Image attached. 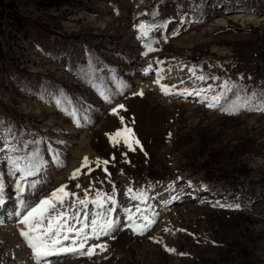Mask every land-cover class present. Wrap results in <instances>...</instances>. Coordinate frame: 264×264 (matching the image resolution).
I'll return each mask as SVG.
<instances>
[{
  "label": "rangeland",
  "instance_id": "obj_1",
  "mask_svg": "<svg viewBox=\"0 0 264 264\" xmlns=\"http://www.w3.org/2000/svg\"><path fill=\"white\" fill-rule=\"evenodd\" d=\"M6 2L31 24L0 37V264H36L21 202L33 206L62 185L113 198L116 227L82 251L106 250L48 264H264V111L249 110L264 103V0ZM93 55L111 96L87 75ZM227 81L239 84L237 112ZM24 126L46 164L35 191L18 192L8 171Z\"/></svg>",
  "mask_w": 264,
  "mask_h": 264
},
{
  "label": "snow or ice",
  "instance_id": "obj_2",
  "mask_svg": "<svg viewBox=\"0 0 264 264\" xmlns=\"http://www.w3.org/2000/svg\"><path fill=\"white\" fill-rule=\"evenodd\" d=\"M197 78L200 80L206 79L204 76ZM228 87L229 85L226 82L225 88L227 89ZM163 90L165 94L169 93L168 89ZM140 94L142 95V93ZM220 99L221 97H214L213 103ZM57 103L59 104L60 101L58 100ZM119 107L123 108L124 106L120 105ZM249 110L264 111V103H261L258 109L252 108ZM116 111V109H113V114ZM121 122L123 123L122 117ZM131 132L132 130L130 128H125L118 130L115 134L108 135L110 140H112L116 137L123 136L124 133ZM116 142L118 143L119 141ZM124 143L129 150H135L132 144L128 142L127 137H125ZM135 143L139 144V141L136 140ZM88 163V159L85 158L82 167H86ZM103 163L106 166L109 162L104 161ZM96 165L97 167L100 166L99 160L96 161ZM104 170L107 171V168L105 167ZM21 171H23L25 176L32 174L30 169H22ZM80 171L78 169L74 172L72 178L75 179ZM77 187H80V185H77ZM66 188L67 185H62L59 189L53 191L49 197L40 200L33 206L24 207L21 202V207L24 208V215L19 222L25 226V230L21 231V235L32 249L36 264H48L49 257L59 256L61 254L91 256L96 247H100L101 250H106L104 245H92L87 252L82 251L88 240H99L101 236L111 235L116 227L114 221L110 219L113 208L106 206L108 203H116L113 198L105 196L102 199L101 194L98 192L96 198L89 200L87 199L89 190H85V198H81L74 192L65 191ZM18 190L22 191V189ZM2 191L3 186L0 185V200H2ZM128 191L131 193L132 189ZM142 195L139 198H142ZM133 198L136 199L137 197L134 196ZM90 204L96 209L95 213L91 215L89 211ZM128 218L130 220L132 219L131 216ZM148 223L150 224L151 221ZM146 227V225L141 226L140 234L146 230ZM66 241L70 243L66 244ZM166 250L175 251L174 249Z\"/></svg>",
  "mask_w": 264,
  "mask_h": 264
},
{
  "label": "trees",
  "instance_id": "obj_3",
  "mask_svg": "<svg viewBox=\"0 0 264 264\" xmlns=\"http://www.w3.org/2000/svg\"><path fill=\"white\" fill-rule=\"evenodd\" d=\"M36 1L38 3L48 4L49 6L56 7L60 5L59 0H36ZM205 1H208V0H205ZM10 24L14 25L17 31L21 32L26 27H28L31 23L19 11L16 10L14 5L7 3L6 0H0V37L4 36L6 26ZM93 56L94 57H92L91 59L93 69L91 67L88 68L89 71L87 75L90 78H93L92 84L94 85V88L98 92H100L102 88L104 89L103 91L99 93L101 97L104 96L103 94L105 93L106 94L109 93V96H111L113 91L110 92V88H108V86L104 82V78L99 73V69L103 65L102 63L104 62V60L101 57H98V55H93ZM105 64H107L109 68L112 70V74L110 75V77H111V80L113 81L112 82L113 86L120 87L121 85H123L124 79L121 78V75L119 74V71L117 70L116 66L108 61ZM227 84L229 85L227 89H230L229 95L231 94L235 95L234 97L235 100L237 98V101H235L236 103H233L232 101V103L230 104L229 102L231 98L226 97V102L227 104H229L228 108L230 111L237 112V108L240 104L239 100H241V97H239L238 95V92L240 90L239 84L233 83V82L230 83L229 81H227ZM66 95H67V91H66ZM241 105H242V101H241ZM75 106L76 108H79L76 102H75ZM74 112L75 113L73 114L75 118H84L85 116H87V113H85V111H83L84 113L83 112L78 113L74 110ZM26 128L27 127L24 126V127H19L17 129L18 144L16 145V147H13V153L18 159H15V161H11L10 167H9L10 169L8 172H10L12 178L16 180L14 181L12 179V182H14V185H16V183L19 184L18 189H22L25 191L27 190L29 192V191H35L34 187L32 186L33 185L38 186L40 183V181L37 178V175L39 172L43 170L46 164L45 163L46 162L45 161L46 152L43 151V149L37 150L35 148L34 143L24 139ZM47 151L50 153L53 160L57 161V159L60 158L59 152L55 148L51 147L50 145L48 146ZM22 158H24L23 166H21L18 162ZM18 169L20 170L19 177L16 175V172ZM22 169H30L32 171L33 176H31L32 174L25 176L23 174V171H21ZM14 188H16V186ZM20 191L21 190H18V192Z\"/></svg>",
  "mask_w": 264,
  "mask_h": 264
},
{
  "label": "bare ground",
  "instance_id": "obj_4",
  "mask_svg": "<svg viewBox=\"0 0 264 264\" xmlns=\"http://www.w3.org/2000/svg\"><path fill=\"white\" fill-rule=\"evenodd\" d=\"M248 20L251 21V22H255L254 19H253V17L252 18H249Z\"/></svg>",
  "mask_w": 264,
  "mask_h": 264
}]
</instances>
